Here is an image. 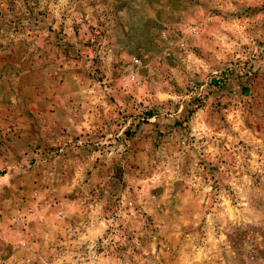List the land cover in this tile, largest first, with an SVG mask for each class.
<instances>
[{
	"label": "rangeland",
	"instance_id": "1",
	"mask_svg": "<svg viewBox=\"0 0 264 264\" xmlns=\"http://www.w3.org/2000/svg\"><path fill=\"white\" fill-rule=\"evenodd\" d=\"M0 264H264V0H0Z\"/></svg>",
	"mask_w": 264,
	"mask_h": 264
}]
</instances>
